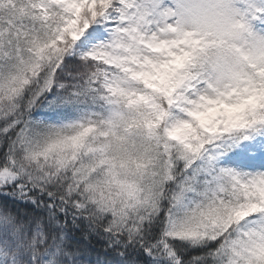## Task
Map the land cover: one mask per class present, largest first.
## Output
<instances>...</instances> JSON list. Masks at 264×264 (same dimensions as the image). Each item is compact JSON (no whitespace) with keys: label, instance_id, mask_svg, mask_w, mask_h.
<instances>
[{"label":"snow or ice","instance_id":"snow-or-ice-1","mask_svg":"<svg viewBox=\"0 0 264 264\" xmlns=\"http://www.w3.org/2000/svg\"><path fill=\"white\" fill-rule=\"evenodd\" d=\"M0 264H264V0H0Z\"/></svg>","mask_w":264,"mask_h":264}]
</instances>
